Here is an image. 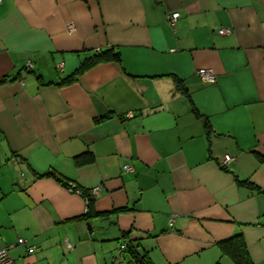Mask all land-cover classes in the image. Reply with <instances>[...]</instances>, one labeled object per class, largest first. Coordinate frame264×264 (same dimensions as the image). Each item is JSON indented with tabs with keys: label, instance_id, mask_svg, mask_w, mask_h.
I'll return each mask as SVG.
<instances>
[{
	"label": "crops",
	"instance_id": "0c3cea01",
	"mask_svg": "<svg viewBox=\"0 0 264 264\" xmlns=\"http://www.w3.org/2000/svg\"><path fill=\"white\" fill-rule=\"evenodd\" d=\"M105 47L118 60L61 82ZM47 170L99 186L105 215L83 218ZM236 233L264 264V0L0 1V247L15 264H138L128 241L154 264H233L218 242Z\"/></svg>",
	"mask_w": 264,
	"mask_h": 264
},
{
	"label": "trees",
	"instance_id": "16d2710c",
	"mask_svg": "<svg viewBox=\"0 0 264 264\" xmlns=\"http://www.w3.org/2000/svg\"><path fill=\"white\" fill-rule=\"evenodd\" d=\"M119 52L113 47H105L95 50L91 55L84 57L75 70L64 77L61 82L67 83L75 80L81 73H83L88 68L92 67L95 64H98L106 60H118ZM180 87V86H178ZM93 158V155L90 152H84L80 155L75 156V160L79 163L89 162ZM55 176L59 179L60 182H63L65 186L69 185V181H66L58 177L52 170H47L46 172L40 174L39 176ZM239 183L252 184L247 181H239ZM76 187V186H75ZM81 196L85 199H88L86 212L83 214V218L89 220L90 217L95 216H104L105 212H96L94 215H91V204L94 201V197L91 196L88 192V189H81ZM126 250L131 256V261L138 264H154L149 257L148 253L145 251H139L138 244H134L132 241H128L126 244ZM218 246L221 251V255L228 256L233 264H254L251 260V257L248 253V249L244 240V237L241 233H236L229 236L226 239H223L218 242ZM214 264H221L219 260L214 262Z\"/></svg>",
	"mask_w": 264,
	"mask_h": 264
},
{
	"label": "built area",
	"instance_id": "2783aa9c",
	"mask_svg": "<svg viewBox=\"0 0 264 264\" xmlns=\"http://www.w3.org/2000/svg\"><path fill=\"white\" fill-rule=\"evenodd\" d=\"M1 1V0H0ZM179 16V12H173L170 17H169V23L170 25H174L177 18ZM70 29L73 28L72 24H70L68 26ZM218 32L220 34H228L231 32V29L229 28H221L218 30ZM59 68H62L63 63L60 62L57 64ZM197 74L200 78V80L204 83H210L213 84L216 81V74L215 72L210 69V68H206V67H200L197 69ZM232 160V156L230 154H225V156L219 161L220 166L225 167L227 166L230 161ZM127 168V166H126ZM68 190L71 192H74L78 195H81L82 191L80 188L75 187L73 184L69 183V185L67 186ZM99 190V186H93L92 188L88 189V192L91 196L95 197L98 195V191ZM85 202L87 204L88 199L85 198ZM174 221V216H171L169 218V226H172ZM18 243H24V239L23 238H18ZM8 245H4L2 247H0V264H15L14 259L9 255L8 253ZM34 247H32L33 249Z\"/></svg>",
	"mask_w": 264,
	"mask_h": 264
},
{
	"label": "water",
	"instance_id": "95a60500",
	"mask_svg": "<svg viewBox=\"0 0 264 264\" xmlns=\"http://www.w3.org/2000/svg\"><path fill=\"white\" fill-rule=\"evenodd\" d=\"M88 225H89V228L91 229L90 223H88Z\"/></svg>",
	"mask_w": 264,
	"mask_h": 264
}]
</instances>
